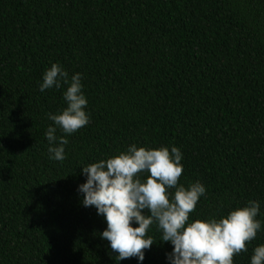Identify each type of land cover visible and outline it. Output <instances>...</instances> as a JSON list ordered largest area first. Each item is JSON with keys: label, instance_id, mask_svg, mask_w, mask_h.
<instances>
[{"label": "trees", "instance_id": "16d2710c", "mask_svg": "<svg viewBox=\"0 0 264 264\" xmlns=\"http://www.w3.org/2000/svg\"><path fill=\"white\" fill-rule=\"evenodd\" d=\"M57 62L81 74L89 115L62 161L44 133L66 86L39 91ZM133 143L180 150L178 183L206 189L189 222L256 200L264 227V0H0V264H116L76 189ZM146 235L141 264H166L155 223ZM260 244L264 230L233 264Z\"/></svg>", "mask_w": 264, "mask_h": 264}, {"label": "clouds", "instance_id": "9594fccd", "mask_svg": "<svg viewBox=\"0 0 264 264\" xmlns=\"http://www.w3.org/2000/svg\"><path fill=\"white\" fill-rule=\"evenodd\" d=\"M62 84L66 107L46 114L52 123L44 133L48 158L54 161L66 157V136L89 123L80 73L69 78L58 62L51 63L42 74L39 91L59 89ZM57 129L62 135L57 136ZM181 160L182 153L175 146L145 148L133 143L118 155L80 168L84 176L76 189L82 196L80 203L103 217L106 226L99 236L116 253V264L128 258L141 264L145 250L154 244L146 235L153 223L161 234L158 242L171 245L165 253L166 264H233V255L246 251V243L264 230L257 218L261 205L256 200L230 209L219 219L189 222V213L206 189L199 180L187 188L178 183ZM249 264H264V244L252 249Z\"/></svg>", "mask_w": 264, "mask_h": 264}]
</instances>
